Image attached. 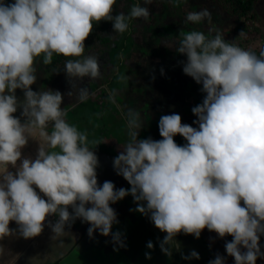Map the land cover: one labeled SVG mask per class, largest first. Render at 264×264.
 Returning <instances> with one entry per match:
<instances>
[{"label": "clouds", "instance_id": "clouds-1", "mask_svg": "<svg viewBox=\"0 0 264 264\" xmlns=\"http://www.w3.org/2000/svg\"><path fill=\"white\" fill-rule=\"evenodd\" d=\"M150 2L144 0L145 5ZM115 3L0 0V240L13 234L10 221L22 238L30 239L40 235L46 217L55 215L57 220L49 227L51 239L60 245L68 235L65 226L80 219L90 225V238L94 231L104 237L111 234L112 243L124 247L121 233L111 231L117 217L110 204L131 195L135 211L149 215L166 233L160 243L165 255L178 247V233L198 239L207 228L220 238L232 237L224 247L234 264H255L258 257L264 258L259 246L264 235V47L257 55L226 41L219 30L210 38L192 30L173 43L171 47L186 57L183 73L202 85L205 94L191 109L197 127L182 124L177 113L162 115L158 121L162 139H138L140 117L128 110V140L113 160L117 175L130 185L128 190L114 189L110 181L97 185V156L87 146L86 134L67 123L61 93L31 90L36 81L34 61L42 58L43 64H50L54 54L69 58L64 63L69 78L100 76L96 54L84 55L93 22L109 21L114 33H124L131 19L147 20L150 15L140 4L127 14L113 15ZM206 19L207 9L185 16L192 24ZM244 36L240 32L239 37ZM109 51L99 54L100 60ZM17 89L23 92L22 102L15 95ZM86 96L87 90L80 89L77 99ZM18 107L23 123L13 115ZM176 135L186 143L177 145ZM29 139L38 143L36 158L21 160L15 174L9 172L7 166L21 159L20 150ZM146 247L152 249V242ZM182 258L198 260L199 255L193 250ZM209 264H225L224 257L217 255Z\"/></svg>", "mask_w": 264, "mask_h": 264}, {"label": "crops", "instance_id": "crops-1", "mask_svg": "<svg viewBox=\"0 0 264 264\" xmlns=\"http://www.w3.org/2000/svg\"><path fill=\"white\" fill-rule=\"evenodd\" d=\"M179 1L183 2V8L184 10L187 9L188 12H198L202 9H207L210 13V18L215 16L213 9L206 5L198 6L197 0ZM223 13L225 16H229L224 11ZM216 19L215 17L212 21L211 19L202 20L198 30L209 38L214 36L216 31L219 30L214 25L215 22L218 23ZM219 31L223 32L222 30ZM242 31L246 32L244 37H247L248 32L242 23L236 24L232 29V33L237 39L244 40V37H239ZM134 43H128L124 48L125 51H128L124 53V57L127 59V64L124 68V71H127L125 83L123 84L124 91H108L112 98L111 104L114 110L119 109L121 114V117L115 118L114 121H112L113 117L105 118L101 111V109H105L104 100L102 97L94 96L92 89L84 88L87 90V96L83 100L66 101L65 99L68 98V95L64 94L66 89L62 87V83L57 78L54 80L56 84L53 85V88L43 85L42 81L31 86V90L37 89L35 92L43 88L44 91L52 90L61 93V108L64 110L67 123L74 125L78 131L86 134L87 146L97 156L98 165L95 171L98 186L104 181H110L113 183L114 189L124 188L128 190L130 188L127 181L122 176L117 175L113 167L114 158L122 151V145L128 140L126 121L128 110L135 111L140 117L142 128L138 133V139H144L142 136L145 134L146 139H162L158 131V121L162 115L177 113L181 118L182 124L197 127L193 123L197 118L193 115L191 109L202 103L205 95L201 91L202 85L194 82L193 85L186 86L184 91L177 89V85H172L170 89L166 90L170 86L158 85V82H170L169 79L156 77V72L151 73L149 71L153 67L148 65L147 74L151 82L147 90H143L142 85L145 78L144 74L141 73L140 66H138L141 55L134 49ZM132 51H136L139 55L138 61L129 57ZM116 58L117 64L114 67L117 66V71L119 72L123 62L122 59L119 58L120 60L118 61V57ZM149 60L151 61V58ZM170 60V66H173L174 70H176L174 59L171 58ZM156 63H158L157 66L159 67V61H156ZM157 66L155 67L157 68ZM112 72L110 75H112ZM64 74H66L65 71ZM71 79L66 75L64 78L66 85L71 90L79 92L80 89L73 86L75 83L73 85L70 83ZM109 82H112V78ZM105 83H107V80L103 82V84ZM137 89L140 91H136ZM141 92L144 95H141ZM15 95L18 101L22 102V90L17 89ZM165 98L167 100L162 102V99ZM160 108L163 110L161 111ZM95 109H97L96 112ZM152 111L156 114H152ZM20 113L21 109L18 107L17 112L13 115L20 118L23 123L24 118L21 117ZM96 118H98L97 121L99 120L103 124V129L96 123ZM110 123L111 125L107 126ZM97 130H101L105 134L106 139L101 138ZM92 133H94V138ZM173 139L177 145L186 143L179 135L174 136ZM99 140L103 143V146L99 144ZM37 149L38 143L29 139L27 144L20 150L21 159L16 162L15 166L8 165L7 170L15 174L21 160H34L36 158ZM33 188L38 195L47 199L39 192V189H36L35 186ZM241 204H243L242 201ZM136 206L131 195L125 196L115 204H110L117 217V223L112 225L111 231L121 233L124 247L115 246L112 243L111 234L108 237H104L94 231L92 238H90L87 235V229L90 225L87 222H81L80 219H76L70 226H65V231L68 235L62 238L63 245H60L59 241L51 239L53 234L49 225L54 224L57 220V217L52 215L46 217L40 235L30 239L22 238L19 235L18 226L15 222L10 221L9 229L13 234L0 240V247L4 249V255L0 257V261H12L13 257H15L13 264H51L54 262H58V264H209V261L220 255L224 257L225 264H234V259L227 255L224 247L226 242L232 240V237L226 235L220 238L215 232H210L207 228L201 231L198 239L190 234L178 233L175 237L178 247L171 249V255H165L161 251L160 243L166 233L161 232L154 226L149 215H142L135 211ZM68 211L71 214L72 209L69 207ZM148 241L152 242V249L146 247ZM259 246L261 252H264V235L259 237ZM193 250L198 253V260L182 258L189 256ZM241 251H244V249H241ZM145 253H148L150 258H146ZM255 264H264V258L258 257Z\"/></svg>", "mask_w": 264, "mask_h": 264}, {"label": "rangeland", "instance_id": "rangeland-1", "mask_svg": "<svg viewBox=\"0 0 264 264\" xmlns=\"http://www.w3.org/2000/svg\"><path fill=\"white\" fill-rule=\"evenodd\" d=\"M207 2L208 0H197L198 6L205 5ZM114 5L117 6L119 12H123L125 14H127L131 8L130 3L127 0H116ZM140 5L144 6V4ZM183 5H179V0H151L149 4L145 5L149 9L150 13L147 20L143 18H135L130 20L132 24L131 28H134V34L131 36V40L129 39L128 42H135L134 49L139 52L141 58L140 60L138 59L139 55L136 53V51H132L129 54V57L135 61L139 60L138 66H140L139 68L141 73L144 74L145 78L142 85L143 90H147V87L151 82L147 74L148 65L153 67L150 68L149 71L151 73L156 72V77H164L169 79L170 82H158V85L170 86L166 90L170 89L172 85H177V89L184 91L186 86L193 85L195 82L191 77L185 75L182 71L183 63L186 62V57L177 53L175 51V47H171L174 42H178L180 39H182L185 33L191 30L199 31L198 29L200 27V23L192 24L190 22H186L185 16L188 11L187 9L184 10ZM208 6L210 9L214 10L215 16L210 18L211 21L215 19V17L217 18L216 20L218 23L215 22L214 25L217 29L223 31L221 34L224 36L226 41H234L240 47L249 51H253L256 54L257 52L259 53L261 47H264V0H260L257 4V19L255 21L248 18L225 16L222 8H220L217 3H209ZM239 23H242L248 32L247 37H244V40L237 39L232 33L233 27ZM130 30L131 29L129 28L127 33L130 32ZM114 47L115 46L113 44L110 52L103 60H100L99 54L106 55L107 50H105L103 53L92 51L87 54H96L98 58V64L100 65L101 73L98 78L90 80L89 78L85 77L82 80H76V82L75 79L70 80L72 85L75 83L73 86L79 89H92L94 96L96 95L98 98L102 97L104 100L105 109H101V111L105 115L106 119L113 117V120L111 119L112 121H114L115 118H120L121 114L119 109L114 110V107L111 104L112 98L108 91H124L123 84L125 83V75L127 74V71H124V68L127 64V59L124 57V53L128 52L124 49L119 50V43H117L116 48ZM117 54L123 62L122 66L119 68V72L117 71V66L114 67V65L117 64ZM149 58H151V61ZM171 58L174 59L176 70H174L173 66H170ZM120 59H118V61ZM156 61H159V67L157 66L158 63H156ZM155 66H157V68ZM34 67L36 69V81L34 84H38L42 81L41 83H43V85H46L48 88H53V85L56 84L54 80L57 78L62 83V87L66 89L64 94H67L68 98L65 100H78V92L71 90L65 83L64 78L66 77V74H64V66H60L49 72L43 68L41 61L36 58L34 61ZM161 70H163V72H161ZM111 72L112 75H110ZM111 78L112 82L110 83L109 80ZM173 78L175 80L174 82ZM106 80L108 85L107 83L103 84V82ZM136 86L138 87V85ZM32 90L36 91L37 89ZM40 91H44L43 88H41ZM136 91L140 90L137 89ZM141 95H144V93L141 92ZM165 100H167V98L162 99V102ZM160 110L162 111L163 109L160 108ZM96 111L97 109H95V112ZM152 114L156 113L152 111ZM97 119L98 118H96V123L100 125L101 129H103V124L101 121H97ZM108 125H111V123L107 124V126ZM97 133H100L101 138L103 137V139H106L105 134L102 133L101 130H97ZM92 134L94 138V133ZM142 137L146 139V134ZM95 138H97V136H95ZM99 144L103 146V143L100 140Z\"/></svg>", "mask_w": 264, "mask_h": 264}, {"label": "trees", "instance_id": "trees-1", "mask_svg": "<svg viewBox=\"0 0 264 264\" xmlns=\"http://www.w3.org/2000/svg\"><path fill=\"white\" fill-rule=\"evenodd\" d=\"M127 1L130 3V7L136 4H144V0H127ZM259 1L260 0H211V1L208 0V2L205 5L208 6L209 3L210 4L217 3L223 9L225 14L229 16H235L238 18L240 17L248 18L250 20L255 21L257 19L256 7ZM10 2L11 0H5V3H10ZM179 5L182 6L183 2L179 1ZM118 12L119 11L117 9V6L113 5L112 14L116 15ZM131 26L132 24L130 21L128 28L124 33H114L111 22L104 21V20H101L98 23L93 22L92 30L84 41V46H85L84 55H87L89 52H92V51L103 52L106 48L107 50H110L113 44L115 46L114 48H116L117 43H119L120 45L119 50L124 49L126 45L129 43L128 40L129 39L131 40V36L134 34V31H133L134 28H131ZM129 28L131 30L130 32L127 33ZM116 57H118V54L116 55ZM119 58L120 57H118V59ZM38 59L42 63V58H38ZM66 59H69V58H66L62 55L54 54L50 64L45 65L42 63L43 68L49 72L53 71L60 66H64ZM51 264H58V262H54Z\"/></svg>", "mask_w": 264, "mask_h": 264}]
</instances>
